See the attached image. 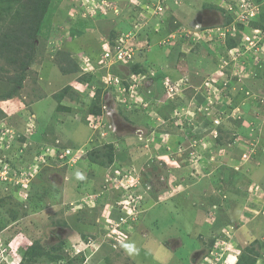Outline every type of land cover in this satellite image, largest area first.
<instances>
[{
  "label": "rangeland",
  "instance_id": "1",
  "mask_svg": "<svg viewBox=\"0 0 264 264\" xmlns=\"http://www.w3.org/2000/svg\"><path fill=\"white\" fill-rule=\"evenodd\" d=\"M256 2L243 25L236 0H51L26 70L0 49V264H264Z\"/></svg>",
  "mask_w": 264,
  "mask_h": 264
},
{
  "label": "trees",
  "instance_id": "2",
  "mask_svg": "<svg viewBox=\"0 0 264 264\" xmlns=\"http://www.w3.org/2000/svg\"><path fill=\"white\" fill-rule=\"evenodd\" d=\"M15 1L16 0H0V21L3 20V23L0 24V49H2L3 46L11 45L13 41H16V43H20V42L23 43V45L26 47L27 52L25 53V57H24V60L22 62V68H24L23 70H26L32 61V58H33L32 55L35 52L36 42H37L38 35L40 32V28L42 25L41 23L43 21L44 16L46 15V13L48 11L51 0H34V1H31L30 10L28 9V12H30V14L28 15L27 18L23 19L22 21L19 20L18 23H20V26L18 25L17 27H15V29L13 28V31H12L13 34L12 33L9 34V33H7V31H5L3 29L4 28L3 25L8 21H11V22L14 21L12 18L10 19V17H8V19H6L7 18L6 14L7 13L9 14L8 10L14 5ZM260 18H261V16H260ZM253 24H255V22ZM256 26H258V25H256ZM230 33H229V35H230ZM229 35L227 36L226 40L223 42L224 43L223 45H225L229 49H234L238 46V43L235 44L234 38H232ZM17 46H20V45H17ZM72 56H73V54L71 55V57L69 56L68 59H69V61H71L70 63L72 65V67L74 69H78V65L74 63V58ZM245 61H247V59ZM201 62H202L201 59L197 60L198 65H201L200 64ZM202 65H203V63H202ZM253 65L256 68H258L257 66H259L256 63ZM207 66H208V64H207ZM239 67H241L242 69L248 68V67H244V62H242L239 65ZM259 67H261V66H259ZM23 81H24V75L22 74V77L20 78V84ZM125 84L126 83L124 82L122 84V86L125 87L126 86ZM96 112H98V113L101 112V108L100 107H93L91 110V113L95 114ZM170 114L172 115V112ZM169 119H170V117L167 118V120H169ZM107 143H108V145L112 144V142H107ZM111 150H112V148L109 149V147H108V152L107 153L105 152L106 153L105 156L101 160H99L98 162H100L102 164H107L108 163L107 161H111L113 159ZM90 152H91V150H90ZM90 156H91V160L97 161L98 156H99V152H92V153H90ZM141 202L142 201H140V204H141ZM145 203H146V200H145ZM261 215L263 218L261 219L260 227H258L260 222H257V220H255V223H253L254 227H251V230H255V228H256L257 230L264 232V227H262L264 225V213H261ZM221 217L222 216H220V219H221ZM222 222H223V220H222ZM249 250L254 252L253 248H249ZM80 253L81 252L76 253V255L74 257H77V258L79 257L80 263H83V261H85V259H86V256L84 254H80ZM256 261H257V259L255 257H252L251 255L242 253L236 264H256Z\"/></svg>",
  "mask_w": 264,
  "mask_h": 264
},
{
  "label": "clouds",
  "instance_id": "3",
  "mask_svg": "<svg viewBox=\"0 0 264 264\" xmlns=\"http://www.w3.org/2000/svg\"><path fill=\"white\" fill-rule=\"evenodd\" d=\"M238 1H240V2L238 3ZM236 2L239 4V7H238L239 9H237V13H238V19H239L238 21H239L240 24H243V25L250 24V25H252L255 21H259L260 16H261L260 3H257L256 0H236ZM229 10H231V9L229 8ZM236 25H234V26H236ZM234 28H236V27H234ZM253 31H255L256 34L262 32V30L260 28H255V30H253ZM248 37H249V35H248ZM249 40H246V41H249ZM238 47H239V45L235 49H237ZM184 51H186V50H184ZM242 54L244 55V57L247 56L246 53H242ZM234 68H236V67H234ZM87 145H88V143L85 145V147H87ZM83 148L81 147V149H83ZM69 149H72V148H69ZM73 151H74V149H72V152ZM34 154H36V153H34ZM76 177H77V179H84L83 175L81 173H79V172L76 173ZM126 247H127V249H128L130 254H133V253H135L137 251V249L134 246H132V245H128ZM79 252H81V251H79Z\"/></svg>",
  "mask_w": 264,
  "mask_h": 264
},
{
  "label": "built area",
  "instance_id": "4",
  "mask_svg": "<svg viewBox=\"0 0 264 264\" xmlns=\"http://www.w3.org/2000/svg\"><path fill=\"white\" fill-rule=\"evenodd\" d=\"M105 6H106V4L104 3V4H102L101 7H105ZM120 53H121V52H120ZM120 53H119V58H121V57H120V56H121ZM83 150H84V149L79 150L78 153L80 154ZM66 151H67V152H66ZM70 152H72V149L67 148V149H65V150H63V151H60V152H59V155H60V157H64L67 153L69 154Z\"/></svg>",
  "mask_w": 264,
  "mask_h": 264
}]
</instances>
